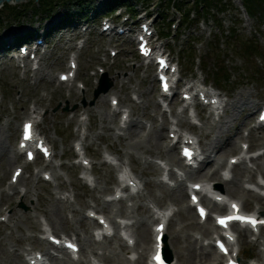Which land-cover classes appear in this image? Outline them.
I'll use <instances>...</instances> for the list:
<instances>
[{
    "label": "rangeland",
    "instance_id": "obj_1",
    "mask_svg": "<svg viewBox=\"0 0 264 264\" xmlns=\"http://www.w3.org/2000/svg\"><path fill=\"white\" fill-rule=\"evenodd\" d=\"M52 1L54 3L51 6ZM153 1L157 2V0H151V3ZM161 1L158 0L159 5ZM48 2L51 7L46 10H36L40 7L30 1L17 5L21 6L19 13H12L8 7L0 8V42L4 41L1 36L9 31L20 30L17 36H21L22 33L33 30L36 37L43 38L45 30L56 26L52 36L47 37V41L50 43L49 49L46 51L45 46L41 47L44 51L41 54L44 55L41 69L45 76L42 80H39L41 73L34 76L29 70L26 72L20 67V63L14 56V51L18 53V50H15L18 47L16 42L15 47L13 45L10 50L0 53V85L2 88L0 191L6 188L14 169L20 164L7 165L8 157L10 153L13 154L16 151L21 124L30 117V110L36 104L39 111L43 113L39 130L54 145L56 154L52 169H49L53 177L51 183L46 184L42 180L45 166L29 165L25 169L24 180L19 185L20 191L28 190L29 193L25 197L18 195L6 199L1 207L3 212L11 215V221L9 225H0V264H26L22 257L27 254L26 250H31L34 253L42 249L38 242L39 236H42L41 233L32 227L31 221L24 220L22 216L23 214L32 217L38 216L42 227L48 226L43 215L39 213V209L50 210L54 206L55 201L52 200L51 194L57 197L68 196L71 205L65 206L62 210L68 220L66 225L63 228L54 229L52 227L53 231L57 234L79 235L81 243L87 237L91 238L93 245L84 246L88 259L93 257L90 255L92 254L91 248L98 254L110 255L113 258L110 264H116L119 260L124 262L128 259L126 250L123 247H118L116 239L95 242L92 234L95 222L85 219L86 205L95 207V198L101 202L106 200L117 183V172L103 163L104 156L110 150L115 152V158L120 163L134 169L145 188H143L141 196L134 197L132 201L125 200L111 204L105 212L108 217L120 220L130 216L129 222L135 223V226L131 227V232L137 237V234L141 232L139 229L141 222L144 221L147 228H152L153 209L171 207L178 212L168 231L174 261L178 262L175 257L177 248L173 245L175 237L178 239L176 241L180 243V247H188L192 244L199 251L202 243L209 236L204 234L202 228L204 225H199L195 211L188 210L187 194L182 191L183 200L171 201L168 191L170 187L159 184L161 168L145 165L146 161H153L156 164L163 162L170 167H176L175 161L170 162L167 159L169 156L166 152L170 150L169 142L166 141L170 134L168 130L164 132L166 139L160 143L159 149L151 146L157 139V131L161 127L169 126L167 118L161 116L162 111L157 99L159 90L156 85L154 69L141 62L136 48L132 47L133 44L130 41H110L101 36L99 22L95 23L92 18L88 20L89 28L83 25L82 20H78L79 25H74L69 29L68 26L57 28L61 20H70L69 16H72L76 8L79 7L77 0L75 2L72 0H48ZM99 4V0H94L93 3L87 4L86 9L91 12L97 9ZM223 4H225L224 11L217 12L216 9H213L211 12L216 19L210 18L208 23L193 27L191 30L181 29L180 26L183 33L187 31L183 38L175 37V31L171 30L169 25L170 20L180 18L178 15L172 14L168 9L164 14L167 15L168 21L166 18H160V23L162 21L165 25V31L170 32L172 36L167 38L161 35V43L171 50L173 60L179 63L182 73H186V80L205 79L209 84L220 88L222 96L229 104V110L222 122L216 125L208 122L204 129L196 130L197 137L202 138L203 146L209 149L208 154H211L212 159H215V162L223 163L221 170L225 168L228 158L239 152L238 147L229 152L226 149L223 150L225 154L223 151L217 153V149L214 150V146L220 147L228 137L238 143L242 139L243 142H247L246 139L249 135L248 142L254 148H261L260 153L264 151V133L252 131L249 134V129L254 127L255 119L254 117L249 118V114L264 100V13H258L252 18L246 14L247 17H245L246 11L240 0H224ZM15 6V4L12 5V8ZM146 6L148 4L142 7ZM159 11L162 13L161 7ZM54 18H57L55 25L47 26ZM69 34L73 35L70 41ZM76 35H79L77 37L80 41H76L74 37ZM189 37L193 38L189 39ZM115 46L120 53L116 57H112L111 51L116 50ZM73 55L79 57V70L75 80L76 91H70L65 84L60 85L58 77L60 73L67 71L68 61ZM27 60H30V57ZM21 65L23 64L21 63ZM100 66L104 68L110 79H114L113 91L108 97L107 95L100 96L91 107L89 104L94 100V91L99 86L97 85V74ZM225 74L228 77L226 80L225 77H222ZM79 82L85 84L84 91L77 89ZM115 95L120 97L121 105L130 107L134 123L139 124V127L147 124L148 127L142 131L138 127L131 131H121L118 127L120 116L112 121L109 104L105 105L108 102L107 99L109 97L111 99ZM134 97H140L139 105L133 102ZM83 100L87 102V108H84ZM243 101L247 106H241ZM66 102H69L71 108L77 106V109L73 113H64L61 109L56 111L59 104L65 106ZM249 105L250 107H248ZM252 106L256 108L252 110ZM81 115L84 118L86 115L91 117V124H87L88 120L85 123L81 121L79 123ZM167 115L171 119L170 114ZM182 115L185 116V114ZM151 125V134L146 137ZM105 126H110L111 130H107L104 128ZM237 129L240 130L236 135ZM86 132L88 137L85 143L96 155L91 158V161L99 170L93 177V186L84 191L81 187L85 186V180L81 179L83 175L76 173L77 160L71 159V156L74 153L73 143L75 141L83 142ZM207 132H210V136H203ZM130 133H133L131 137ZM140 141L143 142V148L136 146ZM4 148L8 153L2 152ZM149 148L152 153H149ZM173 158L174 160L180 158L178 149L173 154ZM246 166L253 170L252 181L257 180L260 176L264 177V158L249 162ZM242 168L243 166L235 169V178L240 186H243L245 180L249 181L248 177L251 176L248 171H241ZM209 172L208 168L200 174H190L188 181H202L207 178ZM210 177L212 180L220 182V174ZM93 187H96V190H93ZM225 187L227 189L231 187V184H226ZM174 192L178 198L177 189ZM229 197L243 201L246 199V193L244 190L232 191ZM251 199L252 203L249 204L247 201V209L259 210L260 200L257 197H251ZM22 202L27 207L26 210L20 207ZM206 227L212 229V223H207ZM31 237L33 239H30ZM247 247L252 249L250 254L254 257L253 259L264 261L263 232L259 236V243L254 245L250 241L249 244L247 243ZM204 248L209 249L208 247ZM14 251L15 254L22 256L17 257L12 254ZM136 252L141 253L140 247ZM82 258L84 259L83 256ZM100 262L109 264L102 260H99Z\"/></svg>",
    "mask_w": 264,
    "mask_h": 264
},
{
    "label": "bare ground",
    "instance_id": "obj_2",
    "mask_svg": "<svg viewBox=\"0 0 264 264\" xmlns=\"http://www.w3.org/2000/svg\"><path fill=\"white\" fill-rule=\"evenodd\" d=\"M56 19L57 18H54L47 26H53V25H55ZM48 30H50V29H47L46 31H48ZM19 31L20 30H13V31L6 32V33H4L1 36V38H2V40L6 41L8 45H10V44L14 43L15 38L17 36V33ZM42 60H43V57L40 58V63L38 64L39 67L36 69V71H34L35 72L34 73L35 75H38L40 73L42 74V69H41V61ZM29 67L30 66L28 64L25 65L26 71H28V70L31 71L29 69ZM60 76H61V74L59 75V77ZM42 79H44V75L39 77V80H42ZM123 85H124V83L122 84V86ZM67 88L70 91H76L73 83H71V84H68L67 83ZM104 96H106V94L103 95V97ZM116 99L118 100V97H116ZM138 99L140 101V97H138ZM102 102H104V100ZM105 105H108V102ZM137 105H139V103ZM241 106H247L246 105V102L243 101V103H242ZM145 107H147V106L145 105ZM248 107H250V105ZM252 108H253L252 110H254L256 107L255 106H252ZM37 111H38V107L35 108V110L33 111V113H36L37 114ZM110 111H111L110 112V114H111V120L113 121L119 115V113H118L119 111L118 110H113V111L110 110ZM129 113H130V116H131L132 111H130ZM253 114H254L253 112L250 113L249 114V118H251L253 116ZM198 116L202 117L200 113H198ZM211 116H212V112L209 113L208 119H211ZM104 120H106V118H104ZM183 121H184L183 118H180L179 119V122H183ZM145 125L139 127V124L134 123V121L132 119H130L125 130L131 131V130H133V129H135V128L138 127L142 131V129H145V128L148 127L147 124H145ZM104 128H106L107 130H111V127L110 126H105ZM151 130H152V125L150 126V128H148V132H147L146 137H149L150 136ZM165 130H166L165 127H161V129L159 131H157V139H156V141L154 143L151 144V146H153V147L155 146L157 149L160 148V143L163 140L166 139L165 138V134H164ZM239 130L240 129H237V131L235 133L236 135L239 133ZM133 133H130L129 136L131 137V135H133ZM171 133H176V132L175 131H171ZM209 135H210V132H207L206 133V136H209ZM122 136H124V135H122ZM136 146L139 147V148H143V142L142 141L138 142L136 144ZM237 146H238V144L234 141V139L228 137L226 139V141L223 144L220 145V147L214 146V150L217 149V153H219V152H221V151H223L225 149H226L227 152H229V151H231L233 149L235 150L237 148ZM85 149H86V146H85ZM175 150H176V145H173L171 147V149L168 152H166L167 155L169 156L168 157V160L169 161H174L173 160V154L175 153ZM214 150H213V152H214ZM208 151H209V149H206L207 154H204V155H206V157H205V160H204L203 165L201 167V170H198V172H196V173L197 174H200L201 172H203L204 170H206L207 168H209L211 170V172L209 174L211 176H216V175H218L219 167L222 164H221V162H219L217 160H216L217 162H215V159H212V156H211V154H208ZM2 152L4 154L8 153V151H6L5 148L3 149ZM149 153H152V150L150 148H149ZM223 154H225L224 151H223ZM130 158H131V156H130ZM259 158L260 157L255 158L254 161L258 160ZM18 160H19V155L16 152L13 153V154L10 153V155L8 157L7 165L16 164ZM103 163L105 165L106 161L103 162ZM177 163L179 164V162H177ZM26 164L27 163L24 162L22 164V166H20V167L26 168ZM240 164L241 165H244V162H241ZM145 165L147 167H154V168L156 166V164H154V162H152V161H146L145 162ZM92 168H93V172H95V170H97V171L99 170L96 167H92ZM244 170H247V171L250 172V174H252V170H250V169H248L246 167H243L241 171H244ZM23 175H24V173L21 175V177L19 179V182H22L24 180V176ZM251 178L252 177H250V179ZM159 184H163V183L160 181ZM230 184H231V187H229V189H227V190L224 189V187H223V190L226 193H228V192L232 193V191L233 192H239L242 189L245 190V188H243L242 186H240V183L237 181L236 178H235V180H232ZM181 185L182 184L180 182L178 189L180 188ZM95 189H96V187H95ZM140 191L141 190L139 189L138 195L140 194ZM168 191L170 192L171 201L178 202L177 201L178 199L183 200V195H182V191L181 190H177V192H176V193L179 194V197L178 198L176 197L178 195H175V192H174V189L173 188H171ZM263 191H264V184H263ZM28 193L29 192L26 191L25 194H24V196H26ZM19 194H20V192L18 190V186L17 185H13V184H9V192L7 194H4V192H1L0 193L1 201H3V196L4 195H6L7 198H10L13 195H19ZM139 196H141V195H139ZM51 197H52V200L55 201L54 202V206L50 210L43 209V208L42 209H39V213L43 215V217L46 219V221L53 228H55V229L56 228H59V227H62L63 228L66 225V222L68 220H67L66 216L63 214L62 210H63V206L65 204H69V202H70L69 197H63L62 198V197H57V196H55L53 194H51ZM259 198H261V197H259ZM261 199H264V198H261ZM243 201L244 202L242 203V206H243V209H245V208H247L246 200H243ZM95 202L96 203H99V204H97L96 208L98 210H102V211H105L110 206V204H111V202H109V201L108 202H106V201L101 202L98 198H95ZM211 207L214 209L215 207H217V205L214 204ZM36 208L37 207L35 206V209ZM191 209H192V207L190 205H188V210L191 211ZM222 209H225V206H223ZM22 217H23L24 220L31 221V223L33 225L32 226L33 228H35V229L43 232V229L41 228L40 223H39V217L38 216L32 217L30 215H27L26 216V215L23 214ZM134 226H135V224H134ZM127 227H129V224L126 225V228ZM202 228L204 230V233L207 234L209 228H207V227H202ZM139 229H141V232L139 234H137V237L134 240V242H135V248L134 249H138L139 247L141 249V253H140V256H139L137 262L136 263H132L131 260H130V258H128L124 262H122L121 260H119L116 264H148L149 263V262H147V252L152 248L153 244H155L154 237H153V230L151 228H147L146 227V223L144 221L141 222V224L139 226ZM167 230H168V228L165 231V237L167 236V238H168ZM115 237L119 240V246L126 248V246L121 242L122 239L119 238L118 236H115ZM130 237H131V239H133L132 236H130ZM30 239H33V237H31ZM173 239H174L173 240V245H175L176 248H177L176 249V252H175V257H176V259H177V261H178L179 264H202V263L210 264V261H211V259L213 257H218L220 260L223 258V256L220 255L218 253V251L216 250L215 244H214V247H213L214 248V251H209V250H205V249H202V248H200V250L198 251V250H196L195 246H193L192 244H190V246H188V247H180V243L178 241H176L178 239L176 237L173 238ZM38 241L45 248V251H46L45 252V256L50 255L48 253V250H49V246H51V245L48 242L43 241L42 239H39ZM195 244H196V241H195ZM86 245L89 246V247L91 245H93V242H92V239L91 238H88L87 237L84 240V246H86ZM165 246H167L170 249V244L168 243V241L165 243ZM91 252H92V255L95 258L100 259V260H103L105 262H108L109 264L111 263V260L113 259L110 255H107L106 253L98 254L95 250H93V248H91ZM12 254H15V251ZM128 254L131 255L132 254L131 251H128ZM15 255L17 257L22 256V255H17V254H15ZM83 257H84V259L83 260H80L79 262H73L72 260H70L71 259L70 257H66L63 260H58L56 258V259H53V263L54 264H92L91 260H89L87 258V256L85 255V247L83 248ZM219 264H221V262ZM257 264H261V263H257Z\"/></svg>",
    "mask_w": 264,
    "mask_h": 264
},
{
    "label": "trees",
    "instance_id": "obj_3",
    "mask_svg": "<svg viewBox=\"0 0 264 264\" xmlns=\"http://www.w3.org/2000/svg\"><path fill=\"white\" fill-rule=\"evenodd\" d=\"M82 1V6L86 5L89 0H79ZM209 2V0H207ZM245 3L247 9L251 14H258V13H264V0H243ZM81 12V11H79ZM261 15V14H260Z\"/></svg>",
    "mask_w": 264,
    "mask_h": 264
},
{
    "label": "water",
    "instance_id": "obj_4",
    "mask_svg": "<svg viewBox=\"0 0 264 264\" xmlns=\"http://www.w3.org/2000/svg\"><path fill=\"white\" fill-rule=\"evenodd\" d=\"M4 1L12 2V1H14V0H0V5H1ZM21 1H25V0H16V2H21ZM110 87H111V84H107V88H106L107 90L105 89V90H103V91H104V92H107L108 89H109ZM99 93H101V91L97 92L96 96H98Z\"/></svg>",
    "mask_w": 264,
    "mask_h": 264
},
{
    "label": "snow or ice",
    "instance_id": "obj_5",
    "mask_svg": "<svg viewBox=\"0 0 264 264\" xmlns=\"http://www.w3.org/2000/svg\"><path fill=\"white\" fill-rule=\"evenodd\" d=\"M166 87V86H165ZM29 128H30V126H28ZM26 138H28L27 136H26ZM221 223H224V221H220ZM251 223H253V224H255L256 223V221H250ZM159 239V238H158ZM221 247H223V246H221ZM156 259H157V261H158V264H163V261H162V259L160 258V255H159V251H158V253H157V257H156Z\"/></svg>",
    "mask_w": 264,
    "mask_h": 264
}]
</instances>
